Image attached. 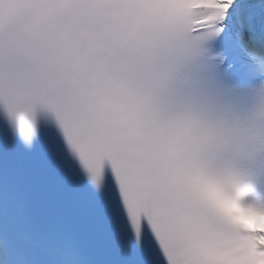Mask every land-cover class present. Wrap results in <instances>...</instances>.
<instances>
[{
  "label": "snow or ice",
  "instance_id": "snow-or-ice-1",
  "mask_svg": "<svg viewBox=\"0 0 264 264\" xmlns=\"http://www.w3.org/2000/svg\"><path fill=\"white\" fill-rule=\"evenodd\" d=\"M0 264H264V0H0Z\"/></svg>",
  "mask_w": 264,
  "mask_h": 264
}]
</instances>
